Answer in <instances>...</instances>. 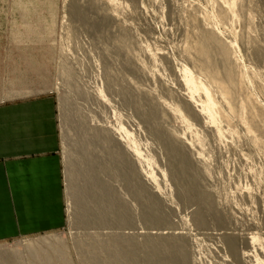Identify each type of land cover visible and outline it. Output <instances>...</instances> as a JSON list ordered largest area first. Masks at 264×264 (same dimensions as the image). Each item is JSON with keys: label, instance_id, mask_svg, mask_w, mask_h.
I'll use <instances>...</instances> for the list:
<instances>
[{"label": "rangeland", "instance_id": "1", "mask_svg": "<svg viewBox=\"0 0 264 264\" xmlns=\"http://www.w3.org/2000/svg\"><path fill=\"white\" fill-rule=\"evenodd\" d=\"M213 19L219 26L214 37L234 43L224 48L247 100L264 114V0H0V103L52 99L63 213L57 228L24 233L20 222L29 209L0 202V264L264 261L248 241L255 236L264 245L263 143L252 141L227 101L211 92L206 102L194 88L210 84L188 36L208 33ZM185 97L206 107L220 139L191 117L202 141L193 142L172 111ZM119 127V138L127 133L141 158L133 169L122 165L126 180L117 171L99 172L112 149L96 138ZM150 173L157 181L153 190L143 187ZM102 186L114 193L110 214L97 209ZM52 237L50 244L36 243ZM28 243L36 244L20 247ZM111 244L120 260L110 254ZM167 244L182 245L183 253L165 254Z\"/></svg>", "mask_w": 264, "mask_h": 264}, {"label": "crops", "instance_id": "2", "mask_svg": "<svg viewBox=\"0 0 264 264\" xmlns=\"http://www.w3.org/2000/svg\"><path fill=\"white\" fill-rule=\"evenodd\" d=\"M58 147L52 99L0 103V202L29 209L21 232L55 229L63 221Z\"/></svg>", "mask_w": 264, "mask_h": 264}, {"label": "bare ground", "instance_id": "3", "mask_svg": "<svg viewBox=\"0 0 264 264\" xmlns=\"http://www.w3.org/2000/svg\"><path fill=\"white\" fill-rule=\"evenodd\" d=\"M194 25V24H193ZM198 27V26H197ZM218 25L215 22V20L213 19L210 25V28L208 29L209 32L208 33H199V34H192L190 33L188 36V40L190 41V49L192 50L193 54L196 56V65L199 67L200 71L202 72L201 77L203 78V80L209 82L210 86L207 88H204L203 84L201 82L197 83V86H195L194 88H197L200 90H202L203 92V96L205 98L206 102H209L211 100V92H214L217 94L218 97H220V99L227 101L228 105L230 106V110H236L238 113H235V115L238 116V122H240L242 125H244L248 130H250V135L252 138V141L257 144L260 145L263 143L264 146V140H259L257 138L262 137L264 138V114L263 111L257 106V104L252 100V101H248L247 98L248 97V93L247 90L244 89L241 85V81L237 78L235 71L232 67V65L229 63V54L227 49L224 48L225 45H227V47H229L228 44H230L231 46H233V41H227L228 44H225L224 42H222L221 40H219L218 38L214 37L215 35V31L216 29H218ZM124 38V37H123ZM123 41V39H121ZM69 79V78H68ZM115 80V79H114ZM116 82V81H115ZM117 83H119L117 81ZM112 84V83H111ZM113 85V84H112ZM108 86H110V83H108ZM124 87V86H123ZM111 88V87H110ZM119 88V87H118ZM193 88V87H192ZM126 89V88H125ZM112 90V88H111ZM121 90V89H120ZM117 91V90H116ZM115 91V92H116ZM122 91V90H121ZM126 91V90H125ZM124 92V90H123ZM117 93V92H116ZM121 93V92H120ZM126 93V92H125ZM124 95H127L125 94ZM117 95V94H115ZM121 95V94H119ZM120 97V96H119ZM128 97V96H127ZM124 98L126 99V97L124 96ZM130 101L131 98H129ZM128 100V99H127ZM152 100V99H151ZM149 99V101H151ZM129 100L126 102H130ZM125 102V101H124ZM130 103H133L130 102ZM151 103V102H150ZM149 103V104H150ZM136 104V103H135ZM131 106V105H130ZM176 106V105H175ZM132 107V106H131ZM171 109V108H170ZM78 110V109H77ZM172 111L174 112V117L181 120L184 130L186 132H189L190 134H192V137L194 139L193 142L195 141L197 144H200L202 141H200V138L197 134V131L194 128V124L192 122V118L198 120L201 122L202 127L205 129H214V137L217 139H220V135L218 134L219 131L218 129L212 127L213 125V120L211 119L210 115L208 114V111L206 110V107L204 105H198L197 103H195L194 101H192L189 97H185V99L183 100L182 104L179 106H176L175 108L173 107ZM96 112V111H95ZM192 117V118H191ZM155 119V118H154ZM155 121V120H154ZM122 128L119 127L116 130H114L115 132H109L107 135H101L100 137L98 135L95 136L96 139L101 140L106 147L111 148L112 151L109 152L108 155V161L107 163H103L101 165V167L99 168V172H103L102 174H104V171L109 173V175H114L115 171H117L116 173H118L119 171H122L123 167L125 165H132V169H133V161L136 158H140V154L137 150L132 151L131 150V141L133 139H131L127 133H124V135L122 136V138L117 135L118 132H121ZM226 132L228 135L233 136L235 134V130L232 129L231 126L226 127ZM103 133V132H102ZM97 135V134H96ZM217 135V136H216ZM158 136V135H157ZM191 137V138H192ZM203 137V136H202ZM161 138V136H160ZM179 142L177 139L174 138V142ZM163 142V141H162ZM167 142V141H166ZM164 145V144H163ZM167 145V144H166ZM166 145H164L166 147ZM169 146L171 145L170 148L171 151H174V147L172 146V144H168ZM167 145V146H168ZM176 145V144H175ZM204 145V144H203ZM177 146V145H176ZM164 148V147H163ZM179 148V147H178ZM165 149V148H164ZM168 151V150H167ZM178 151V150H177ZM180 151V150H179ZM107 152V151H106ZM176 153V151H175ZM205 153V152H204ZM182 154V153H181ZM177 155V154H176ZM179 156V155H178ZM201 156V155H200ZM175 157V156H174ZM73 158V157H72ZM141 159V158H140ZM183 159V158H182ZM184 160V159H183ZM90 162V161H88ZM180 162V161H179ZM182 162V161H181ZM186 162V161H185ZM174 163V162H173ZM97 164V163H96ZM183 164V163H182ZM93 165V164H92ZM187 165V164H186ZM185 165V166H186ZM202 165V164H201ZM204 166V165H203ZM126 167V166H125ZM183 167V166H182ZM206 167V165H205ZM175 168V167H174ZM184 168V167H183ZM182 168V169H183ZM207 168V167H206ZM125 169V168H124ZM179 169V168H178ZM177 169V170H178ZM78 170V169H77ZM207 171V170H206ZM80 172H82V170H80ZM80 172H79V176H80ZM129 172V171H128ZM128 172H119V176L123 175V177L128 174ZM132 172V170H131ZM180 172V171H179ZM203 173H205V175L207 174L205 171H202ZM209 172V171H207ZM84 173V172H83ZM98 174V173H97ZM96 174V175H97ZM130 174V173H129ZM76 175V174H74ZM84 175V174H83ZM107 175V174H106ZM131 175V174H130ZM117 176V174H116ZM132 176V175H131ZM85 177V176H84ZM124 177V178H125ZM165 177V176H164ZM180 177V176H179ZM76 178V177H75ZM104 178V177H103ZM109 178V177H108ZM120 178V177H119ZM122 178V177H121ZM120 178V181H122ZM123 178V179H124ZM78 176H77V180H78ZM116 179V178H115ZM109 180H111L109 178ZM118 180V179H117ZM126 180V178H125ZM76 181V179H75ZM124 181V180H123ZM142 181V180H141ZM108 182V181H107ZM114 183V181H112ZM128 181H126L127 183ZM144 184L143 187L144 189L148 188L150 190H153V184H155L156 178L154 177V175L152 173H150V175L146 176V178L144 179ZM123 183V182H122ZM120 183V184H122ZM133 183V182H131ZM179 183V181L177 182ZM78 184V183H77ZM116 184V183H114ZM119 184V183H118ZM180 184V183H179ZM108 185V184H107ZM125 185V183H124ZM129 185V183H128ZM178 185V184H177ZM76 186V185H75ZM116 186V185H115ZM118 186V185H117ZM123 186V185H121ZM148 186V187H147ZM150 187V188H149ZM180 187V185H179ZM178 187V188H179ZM182 187V186H181ZM191 187V186H190ZM101 188V195L102 197L99 198V200L97 201V209L101 212H99L101 215L103 214L104 210H107L110 214L114 211V199H113V195L111 191H109V189H105L102 187ZM115 190H117L115 188ZM119 190V188H118ZM123 190V189H122ZM159 188H157V191L159 193ZM124 191V190H123ZM130 191V190H127ZM126 191V193H127ZM143 189H142V193H143ZM178 191V189H177ZM77 192V191H76ZM121 192V191H120ZM145 192V191H144ZM148 192V191H147ZM145 192V193H147ZM154 194L153 191H151ZM182 193V191H179ZM178 192V193H179ZM98 193V192H97ZM184 193V191H183ZM182 193V194H183ZM138 195V193H137ZM141 195V194H140ZM139 195V196H140ZM145 195V194H144ZM144 195L142 194V196L140 197H144ZM115 197V196H114ZM118 197V195H117ZM125 197V196H124ZM127 197V196H126ZM132 197V196H131ZM129 198V197H128ZM134 198V195H133ZM132 198V199H133ZM145 198V197H144ZM121 199V197H120ZM131 198H129L130 200ZM128 200V201H129ZM135 200V199H133ZM139 200V199H137ZM135 200V201H137ZM142 200V199H141ZM151 200V198H150ZM122 201V199H121ZM133 201V202H135ZM153 201V200H152ZM151 201V202H152ZM126 202V201H125ZM143 202V201H142ZM139 203V202H138ZM123 203H121L122 205ZM136 204V203H135ZM127 205V204H126ZM125 206V204H124ZM124 208V207H123ZM122 208V209H123ZM126 208V207H125ZM132 208V207H131ZM151 208V207H150ZM128 209V207H127ZM127 209L125 211H127ZM131 211V209H129ZM128 210V211H129ZM138 210V209H137ZM93 211V210H92ZM97 211V210H96ZM117 211V210H116ZM124 211V210H123ZM98 213V212H97ZM128 213V212H127ZM143 213V212H142ZM96 214V213H95ZM94 214V215H95ZM105 214V212H104ZM108 214L106 213V216H108ZM135 214V213H134ZM132 215V213H131ZM130 215V216H131ZM145 215V214H143ZM97 216V214H96ZM105 216V217H106ZM127 216V215H126ZM140 216V215H139ZM146 216V215H145ZM155 216V215H154ZM102 217V216H101ZM134 217V216H133ZM131 217V219L133 218ZM139 218V217H138ZM147 218V217H146ZM103 219V218H102ZM126 219L129 220V217L127 216ZM134 220V219H132ZM104 221V219H103ZM57 238V237H56ZM55 239V238H54ZM53 240L52 238H47V239H41L38 240L36 243H46L48 242L50 244V241ZM57 240V239H56ZM248 241L251 245H258L259 246V250L260 253H262V255L264 256V245L260 244V241L258 238H256L255 236H250L248 237ZM54 242V240H53ZM56 242V241H55ZM167 242V241H166ZM36 243H28V245H22L20 247L22 248H29L32 247L34 244ZM58 243V242H57ZM170 243V242H169ZM53 244V243H52ZM107 244V243H106ZM127 244V243H126ZM130 243H128L129 245ZM164 244V243H163ZM171 244V243H170ZM167 244L163 249L165 254H168L169 251L174 250L179 256V253L181 252L182 249V245L180 244H176L174 245L175 247H168L169 246H173ZM56 245V243H55ZM108 245V244H107ZM112 245V244H111ZM118 245V244H117ZM125 245V244H124ZM127 245V246H128ZM43 246V245H42ZM51 246V245H50ZM126 246V247H127ZM126 247H123L127 250ZM21 248V249H22ZM34 248V247H33ZM60 248V247H59ZM92 248V247H91ZM113 251L112 253H110L111 255L113 254L115 256L116 259H118V256H120V253L118 254L117 252V247H114V245H112ZM129 248V246H128ZM131 248V245H130ZM129 248V249H130ZM57 249V248H56ZM97 249V248H96ZM124 249V251H125ZM16 251H18L17 247L15 249ZM20 250V249H19ZM92 250V249H91ZM131 250V249H130ZM129 250V251H130ZM133 250V249H132ZM21 251V250H20ZM27 252V251H26ZM37 252V251H36ZM35 252V253H36ZM62 252V251H61ZM93 252V251H92ZM120 252V251H119ZM122 253V252H121ZM125 253V252H123ZM128 253V252H127ZM127 253H125V255H127ZM183 253V252H181ZM180 253V254H181ZM15 254V251H14ZM32 254V253H31ZM87 254V253H86ZM3 256V254H1ZM123 255V256H125ZM170 255V254H169ZM33 256V255H32ZM160 256V255H159ZM17 257V256H16ZM164 257V256H163ZM170 257V256H168ZM251 255H249V253H245V258L246 259H250ZM13 258V257H12ZM15 258V257H14ZM120 258H122L120 256ZM128 258V255H127ZM171 258V257H170ZM175 259V257H173ZM97 259V258H96ZM123 259H126L125 257ZM122 259V260H123ZM173 259V262H175ZM182 259V256H181ZM14 260V259H13ZM18 260V259H17ZM120 260V259H118ZM157 260V259H155ZM167 260V259H166ZM179 261L180 260L179 258ZM110 262V261H109ZM113 261H111L112 263ZM116 262V261H115ZM123 261H121L122 263ZM125 262V261H124ZM123 262V263H124ZM157 262V261H156ZM114 263V262H113ZM165 263V262H164ZM181 263V262H180ZM179 263V264H180ZM256 264H264V261L261 260H255ZM118 264V263H115ZM120 264V263H119ZM155 264H161L160 261H158V263ZM172 264V263H171Z\"/></svg>", "mask_w": 264, "mask_h": 264}]
</instances>
